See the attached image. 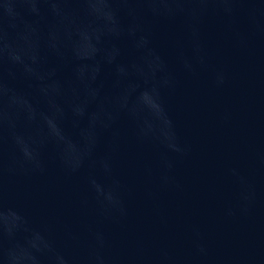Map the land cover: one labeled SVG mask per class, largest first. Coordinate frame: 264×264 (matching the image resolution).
<instances>
[{"label": "water", "instance_id": "water-1", "mask_svg": "<svg viewBox=\"0 0 264 264\" xmlns=\"http://www.w3.org/2000/svg\"><path fill=\"white\" fill-rule=\"evenodd\" d=\"M0 264H264V0H0Z\"/></svg>", "mask_w": 264, "mask_h": 264}]
</instances>
